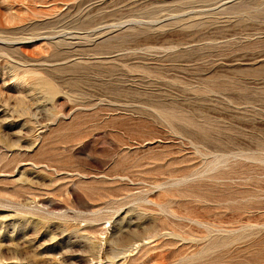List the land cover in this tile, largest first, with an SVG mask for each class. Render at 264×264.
<instances>
[{"label":"rangeland","instance_id":"rangeland-1","mask_svg":"<svg viewBox=\"0 0 264 264\" xmlns=\"http://www.w3.org/2000/svg\"><path fill=\"white\" fill-rule=\"evenodd\" d=\"M0 264H264V0H0Z\"/></svg>","mask_w":264,"mask_h":264},{"label":"bare ground","instance_id":"bare-ground-1","mask_svg":"<svg viewBox=\"0 0 264 264\" xmlns=\"http://www.w3.org/2000/svg\"><path fill=\"white\" fill-rule=\"evenodd\" d=\"M174 114V113H173ZM157 115V114H156ZM162 116H164L166 119H171L173 116L172 115H170V114H167V113H164ZM164 118V119H165ZM133 138H135V144L136 145H140V143H142L144 140H141L139 137V139H137V137L135 136V137H133Z\"/></svg>","mask_w":264,"mask_h":264}]
</instances>
